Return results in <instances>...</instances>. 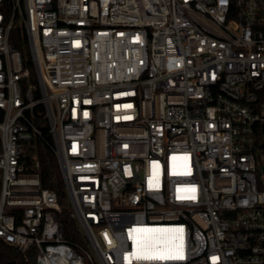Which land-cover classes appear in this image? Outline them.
I'll return each mask as SVG.
<instances>
[{
  "label": "built area",
  "instance_id": "built-area-1",
  "mask_svg": "<svg viewBox=\"0 0 264 264\" xmlns=\"http://www.w3.org/2000/svg\"><path fill=\"white\" fill-rule=\"evenodd\" d=\"M0 173L36 264H264V0H0Z\"/></svg>",
  "mask_w": 264,
  "mask_h": 264
},
{
  "label": "trees",
  "instance_id": "trees-1",
  "mask_svg": "<svg viewBox=\"0 0 264 264\" xmlns=\"http://www.w3.org/2000/svg\"><path fill=\"white\" fill-rule=\"evenodd\" d=\"M19 28L15 27L11 34V43L21 49L22 42L18 38ZM38 156L40 161V178L42 185L55 191L61 206L58 219L62 225L63 236L70 244L83 243L82 236L76 228L74 219L70 216L67 206L66 193L61 178L60 170L52 151V140L47 133L44 135V144L39 146ZM26 255L16 248L0 242V264H34Z\"/></svg>",
  "mask_w": 264,
  "mask_h": 264
},
{
  "label": "bare ground",
  "instance_id": "bare-ground-1",
  "mask_svg": "<svg viewBox=\"0 0 264 264\" xmlns=\"http://www.w3.org/2000/svg\"><path fill=\"white\" fill-rule=\"evenodd\" d=\"M156 239H157V237H156ZM146 242H151V243H153V242H155L156 240H155V234H153V232L152 233H149L147 236H146Z\"/></svg>",
  "mask_w": 264,
  "mask_h": 264
},
{
  "label": "rangeland",
  "instance_id": "rangeland-1",
  "mask_svg": "<svg viewBox=\"0 0 264 264\" xmlns=\"http://www.w3.org/2000/svg\"><path fill=\"white\" fill-rule=\"evenodd\" d=\"M23 43L21 44V46L23 47ZM32 76H33V74H32ZM0 176H1V173H0ZM67 204V203H66ZM67 206H68V204H67ZM33 262H34V264H36V261H35V254H34V252L33 251H30L29 253H28V255H27Z\"/></svg>",
  "mask_w": 264,
  "mask_h": 264
},
{
  "label": "snow or ice",
  "instance_id": "snow-or-ice-1",
  "mask_svg": "<svg viewBox=\"0 0 264 264\" xmlns=\"http://www.w3.org/2000/svg\"><path fill=\"white\" fill-rule=\"evenodd\" d=\"M179 231H182V230H179ZM145 258H151V257H145ZM160 259H163L164 257H159Z\"/></svg>",
  "mask_w": 264,
  "mask_h": 264
}]
</instances>
